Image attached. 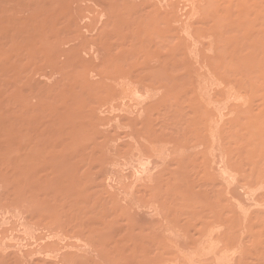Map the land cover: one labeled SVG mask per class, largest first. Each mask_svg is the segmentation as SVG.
Listing matches in <instances>:
<instances>
[{"label":"rangeland","instance_id":"1","mask_svg":"<svg viewBox=\"0 0 264 264\" xmlns=\"http://www.w3.org/2000/svg\"><path fill=\"white\" fill-rule=\"evenodd\" d=\"M0 264H264V0H0Z\"/></svg>","mask_w":264,"mask_h":264}]
</instances>
